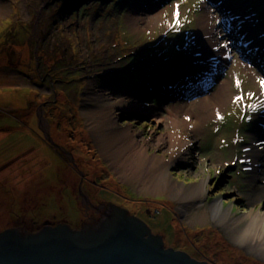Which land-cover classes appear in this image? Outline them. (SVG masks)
<instances>
[{
    "label": "rangeland",
    "instance_id": "1",
    "mask_svg": "<svg viewBox=\"0 0 264 264\" xmlns=\"http://www.w3.org/2000/svg\"><path fill=\"white\" fill-rule=\"evenodd\" d=\"M206 14L212 34L202 45ZM202 46L214 60L198 59ZM260 79L264 0H0V232L79 230L96 200L197 260L264 264L229 239L245 225L235 219L264 215ZM222 87L221 114L200 131L177 129V144L165 121L122 109L143 104L165 119ZM106 100L114 102L110 124ZM122 131L144 144L146 158L121 159ZM32 152L46 164L30 171Z\"/></svg>",
    "mask_w": 264,
    "mask_h": 264
},
{
    "label": "water",
    "instance_id": "2",
    "mask_svg": "<svg viewBox=\"0 0 264 264\" xmlns=\"http://www.w3.org/2000/svg\"><path fill=\"white\" fill-rule=\"evenodd\" d=\"M0 264L212 263L166 248L145 222L109 205L96 225L79 230L45 224L33 233L15 228L0 232Z\"/></svg>",
    "mask_w": 264,
    "mask_h": 264
},
{
    "label": "bare ground",
    "instance_id": "3",
    "mask_svg": "<svg viewBox=\"0 0 264 264\" xmlns=\"http://www.w3.org/2000/svg\"><path fill=\"white\" fill-rule=\"evenodd\" d=\"M242 13L243 11H239V15L241 17H243ZM208 18V14L203 15V17L199 21L198 31L196 34L198 43H203L202 45L209 44V37L212 34V28L207 29L206 21L208 20ZM251 27L252 25L248 23L243 34L245 35L248 34V32L250 33L249 30H251ZM253 39L255 40L254 36ZM222 54V59L225 60L226 53ZM198 59L206 62L208 60H214V55L212 54V52L206 51V47L204 49V47L202 46L199 52ZM224 95V88L222 87L210 98L201 100L198 99L199 101L192 102L187 109L184 105H179L176 110H174V108L172 107L167 110L165 119H159V115L155 112L154 107L146 106L143 104L130 105L129 107H123L122 109L126 112L136 110V112L138 113L149 116L158 124L164 125L165 121L168 126L172 127L176 131V136L171 137L169 139V142L171 144H177L181 139L179 131H177V129L188 132L200 131L201 126L221 114L226 104ZM100 108L103 111H106V115L103 116V120L105 119L109 124L112 123V120L114 118L112 117L111 112L114 109V102L106 100L103 104L100 105ZM192 111H197V113L195 115H192ZM64 135H62V141L63 138H65ZM119 139L121 141L120 143L123 150L120 152L122 153L121 159L123 161H140L141 159L146 158V152L143 143L137 144L133 140V137L131 135L123 131ZM114 160H119L118 154L117 156H115ZM242 222L245 224L244 228L240 230L237 235H235V237L229 239L231 240V242L235 243L236 246L245 249L249 254L254 255L258 259L264 261V215L257 216L253 213H249L244 214L242 218L234 220L235 224ZM234 223L232 225H234Z\"/></svg>",
    "mask_w": 264,
    "mask_h": 264
},
{
    "label": "trees",
    "instance_id": "4",
    "mask_svg": "<svg viewBox=\"0 0 264 264\" xmlns=\"http://www.w3.org/2000/svg\"><path fill=\"white\" fill-rule=\"evenodd\" d=\"M177 60V62H180L181 61V59H176ZM175 60V61H176ZM29 151H31V149L29 150ZM40 152V151H39ZM35 153V152H34ZM34 153L32 152V153H29V156H27V158H26V160H25V162H26V164L28 165V169L31 171V169L32 168H34L36 165L38 166L39 164H46V160L45 159H43V160H41L42 158H45L44 157V155H42V153H38L37 155H34ZM33 159V160H32ZM36 161V162H35ZM35 162V163H34ZM40 173V172H39ZM39 177H42L41 176V174L39 175ZM36 184H37V182H36ZM98 191V190H97ZM101 191H99V193H100ZM34 210V209H33ZM33 210H30V211H28V212H30V213H28V215L29 214H31V212H33ZM27 216L25 215V216H21V219L22 218H24V221L25 222H27L28 224H30L32 221H33V219L31 220V218H26ZM23 223V222H22ZM31 226H29L28 228H19V227H13V228H15V229H22V230H26V231H28V232H31V233H33V232H36V231H38L37 229H34V228H30ZM13 228H9V229H13Z\"/></svg>",
    "mask_w": 264,
    "mask_h": 264
},
{
    "label": "flooded vegetation",
    "instance_id": "5",
    "mask_svg": "<svg viewBox=\"0 0 264 264\" xmlns=\"http://www.w3.org/2000/svg\"><path fill=\"white\" fill-rule=\"evenodd\" d=\"M83 198V197H82ZM83 199H85V200H87L86 202L89 204V206L91 207V199L90 198H88L87 196H86V198H83ZM91 203V204H90ZM94 203L95 204H92V207L94 208V210H93V212L91 213V217H88V221H87V223L84 225V226H82V228L83 227H87V226H94V225H96L97 223H98V221L100 220V218L102 217V215L105 213V211H106V207H107V203L106 202H104V201H96V200H94ZM104 203H106V204H104ZM100 205H102V206H100ZM42 228V227H41ZM40 228V229H41ZM81 229V228H80ZM193 258V257H192ZM194 259H196V258H194Z\"/></svg>",
    "mask_w": 264,
    "mask_h": 264
},
{
    "label": "snow or ice",
    "instance_id": "6",
    "mask_svg": "<svg viewBox=\"0 0 264 264\" xmlns=\"http://www.w3.org/2000/svg\"><path fill=\"white\" fill-rule=\"evenodd\" d=\"M176 7L178 8V5ZM178 15H179L178 11H174L173 12V17H174V23L175 24H178V19H176L178 17ZM258 82H259V84L261 86V95H264V79H260ZM237 86H238V84H237ZM248 95L252 96L253 94L250 93ZM241 99L242 98L240 96H237V97L234 98V102H239V101H241ZM247 107L250 108V109H254L255 105H248Z\"/></svg>",
    "mask_w": 264,
    "mask_h": 264
}]
</instances>
